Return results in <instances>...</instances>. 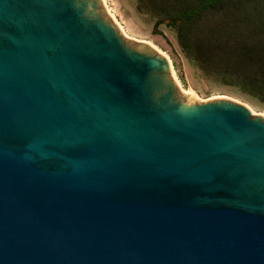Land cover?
Masks as SVG:
<instances>
[{
    "label": "water",
    "instance_id": "95a60500",
    "mask_svg": "<svg viewBox=\"0 0 264 264\" xmlns=\"http://www.w3.org/2000/svg\"><path fill=\"white\" fill-rule=\"evenodd\" d=\"M0 264H264V116L102 0H0Z\"/></svg>",
    "mask_w": 264,
    "mask_h": 264
},
{
    "label": "rangeland",
    "instance_id": "374dc122",
    "mask_svg": "<svg viewBox=\"0 0 264 264\" xmlns=\"http://www.w3.org/2000/svg\"><path fill=\"white\" fill-rule=\"evenodd\" d=\"M197 1L102 0L106 13L125 38L145 41L165 55L171 65L176 82L184 91H191L194 95V97L191 96L192 98L199 102L216 99L241 102L248 105L253 112L264 116L263 103L247 96L231 83H226L216 73L217 67L219 68L217 64L220 61L219 46L214 40H211V35L215 33L213 30H219L222 25L227 24L230 20V25H234L233 19L237 16L233 19L232 16L230 17L229 14L231 13L228 6H221L224 10L218 8L204 13L191 29V39L200 42L204 49L205 55L202 58H205V63L199 62L196 54L192 58L191 55L181 49L177 40L176 26L178 22L168 17L165 11L173 12L179 4L192 6ZM254 1L247 0L244 5L245 9H242L241 12L253 14ZM242 15L241 18H243ZM249 26L250 21H245L241 26V32L246 33Z\"/></svg>",
    "mask_w": 264,
    "mask_h": 264
},
{
    "label": "trees",
    "instance_id": "16d2710c",
    "mask_svg": "<svg viewBox=\"0 0 264 264\" xmlns=\"http://www.w3.org/2000/svg\"><path fill=\"white\" fill-rule=\"evenodd\" d=\"M246 1L198 0L192 6L179 4L173 12L165 13L173 21L178 22L177 40L183 52L192 58L196 54L197 60L205 63V58H202L205 55L204 49L200 42L191 39V29L204 13L213 9H223L221 7L223 5L228 6L230 17L233 19L237 16L233 19L234 25H230V20L219 28L220 31L213 30L215 33L211 35V40L219 46L220 61L216 73L226 83H231L247 96L264 104V0L254 1V12L251 15L241 12L245 9ZM245 21H250V26L246 33H243L241 26Z\"/></svg>",
    "mask_w": 264,
    "mask_h": 264
},
{
    "label": "bare ground",
    "instance_id": "6f19581e",
    "mask_svg": "<svg viewBox=\"0 0 264 264\" xmlns=\"http://www.w3.org/2000/svg\"><path fill=\"white\" fill-rule=\"evenodd\" d=\"M147 43V42H146ZM153 47V46H152ZM182 92L184 93V94H186L187 96H189L190 98H192V97H194V95H193V93L191 92V91H184L183 89H182ZM192 96V97H191Z\"/></svg>",
    "mask_w": 264,
    "mask_h": 264
}]
</instances>
